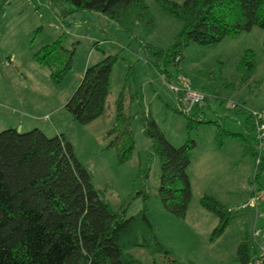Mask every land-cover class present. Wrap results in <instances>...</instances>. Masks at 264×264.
<instances>
[{"label": "rangeland", "instance_id": "1", "mask_svg": "<svg viewBox=\"0 0 264 264\" xmlns=\"http://www.w3.org/2000/svg\"><path fill=\"white\" fill-rule=\"evenodd\" d=\"M160 1L145 0L155 22L151 32L138 24L127 33L94 11L63 16L50 0H0V131L13 127L23 132L39 128L47 136L64 133L111 209L124 208L126 216L144 211L171 251L169 257H157L148 248H131L142 264H242L236 256L243 241L253 262L264 264V170L257 166L260 159L264 162V142L256 120L249 116V111L264 112V29L254 26L210 46L190 42L184 61L167 81L149 65L143 49L144 43L168 51L183 28ZM58 38L64 47L74 49V55L64 79L55 83L34 53ZM247 49L254 52L251 71L239 68ZM104 54L117 56L107 108L94 123L83 125L73 119L66 102L85 68ZM181 77L205 95L200 104L179 103L172 85L179 86ZM121 92L127 112L134 116L135 142L130 159L122 163L107 136ZM230 103L243 107L239 110ZM146 115L175 146L189 139L197 143L188 168L193 195L186 219L168 212L161 201V159L144 132ZM203 193L227 206L231 214L214 240L218 217L202 205ZM200 212L201 226L195 233L189 219Z\"/></svg>", "mask_w": 264, "mask_h": 264}, {"label": "trees", "instance_id": "2", "mask_svg": "<svg viewBox=\"0 0 264 264\" xmlns=\"http://www.w3.org/2000/svg\"><path fill=\"white\" fill-rule=\"evenodd\" d=\"M160 2L165 11L183 22L168 51L143 43L149 65L167 81L184 61V49L190 42L210 46L254 26L264 29V0ZM50 3L63 16L81 10L97 12L127 33L138 24L147 33L155 27L145 0ZM73 55L74 49L64 47L58 38L36 50L34 59L59 83L72 67ZM116 59L114 54H104L89 64L67 100V110L80 124L87 125L105 112ZM254 65V52L247 49L239 68L251 71ZM177 94L182 105L181 94ZM133 117L121 92L114 124L107 132L109 146L115 148L120 163L129 160L134 149ZM142 122L161 159V201L168 212L185 218L193 195L188 168L197 143L189 139L175 146L152 117L146 115ZM257 166L264 170L262 159ZM201 203L218 217L211 234L214 240L229 223L230 211L208 194L201 197ZM133 247L148 248L157 257L171 254L144 211L126 216L124 208L114 211L102 199L90 170L76 157L64 133L47 136L39 128L23 132L13 127L0 131V264H142L130 253ZM236 258L242 264L254 261L247 242H240Z\"/></svg>", "mask_w": 264, "mask_h": 264}, {"label": "built area", "instance_id": "3", "mask_svg": "<svg viewBox=\"0 0 264 264\" xmlns=\"http://www.w3.org/2000/svg\"><path fill=\"white\" fill-rule=\"evenodd\" d=\"M179 81L180 85H172V88L177 93L181 94V101L183 107L185 106V104H187L188 107L193 106L195 104H200L205 99L204 94L190 87L189 80L186 77L179 78ZM229 106L235 107L239 110H241L243 107L238 103H230ZM249 116L256 120L260 141L264 142V112L249 111ZM251 264H261V262L259 260L256 262H252Z\"/></svg>", "mask_w": 264, "mask_h": 264}, {"label": "crops", "instance_id": "4", "mask_svg": "<svg viewBox=\"0 0 264 264\" xmlns=\"http://www.w3.org/2000/svg\"><path fill=\"white\" fill-rule=\"evenodd\" d=\"M98 119V118H97ZM96 119V120H97ZM96 120H94V121H92L91 123H94ZM90 123V124H91ZM90 124H88V125H90ZM108 132V131H107ZM193 154V153H192ZM205 194H207V193H203V195H205ZM189 211H190V207H189V209H188V212H187V215H186V217H185V219L186 218H188L189 217ZM200 214H203L202 212H200L199 213V216H198V214H196L194 217H191L190 219H189V221H190V226L192 227V228H190V229H192L195 233H196V231L198 230V228H200V226H201V221H202V215H200Z\"/></svg>", "mask_w": 264, "mask_h": 264}]
</instances>
